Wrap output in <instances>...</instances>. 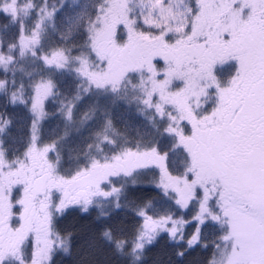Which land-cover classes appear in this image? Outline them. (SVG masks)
<instances>
[{
  "label": "snow or ice",
  "instance_id": "1",
  "mask_svg": "<svg viewBox=\"0 0 264 264\" xmlns=\"http://www.w3.org/2000/svg\"><path fill=\"white\" fill-rule=\"evenodd\" d=\"M0 264H264V0H0Z\"/></svg>",
  "mask_w": 264,
  "mask_h": 264
}]
</instances>
